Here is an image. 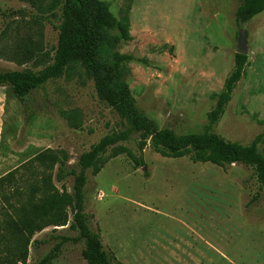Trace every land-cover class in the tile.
Segmentation results:
<instances>
[{"label":"rangeland","instance_id":"1","mask_svg":"<svg viewBox=\"0 0 264 264\" xmlns=\"http://www.w3.org/2000/svg\"><path fill=\"white\" fill-rule=\"evenodd\" d=\"M52 1L0 0V71L37 73L52 63L60 19ZM101 1L116 19L127 11L131 40L119 52L135 58L125 83L136 108L177 135L204 131L244 30L247 63L212 131L241 145L259 138V151L264 148V12L239 25L242 0ZM19 48L33 49V58L15 55ZM29 104L25 113L11 89L0 87V176L14 172L23 193L49 175L55 189L70 193L73 177L57 182L56 166L35 157L63 158L77 171L83 152L125 128L79 68L44 84ZM137 140L134 133L122 145L138 155ZM111 154L101 156L97 175L86 171L83 193L93 229L122 264H264V189L250 167L165 158L149 144L141 153L145 167ZM76 235L45 228L25 264H38L56 236ZM83 247L64 244L52 264H86Z\"/></svg>","mask_w":264,"mask_h":264},{"label":"trees","instance_id":"2","mask_svg":"<svg viewBox=\"0 0 264 264\" xmlns=\"http://www.w3.org/2000/svg\"><path fill=\"white\" fill-rule=\"evenodd\" d=\"M51 9L60 11L52 63L37 73L0 71V87L10 88L27 113L31 109L29 98L36 90L79 68L93 82L99 100L125 122V128L105 135L83 152L77 160V171L67 166L66 159L43 154L35 157L38 162L50 161V168L56 166L57 182L73 177L70 193L55 189L50 175L44 176L40 184L29 186L25 193L20 192L14 172L0 176V264H25L30 244L37 243L34 236L49 226L66 227L77 235L56 236L58 242L38 264H52L64 244L80 242L84 245L81 254L86 264H122L104 248L98 230L91 225L93 215L85 212L86 171L97 175L102 168L101 156L109 149L112 157L126 154L136 167H145L141 153L148 144L165 158L188 157L193 163H210L221 168L244 165L253 170L257 183L264 189V148L259 151V138L249 145H241L212 131L243 75L246 55L235 54L233 69L207 115L204 131L177 135L173 130L159 129L140 113L125 83L129 73L127 64L135 60L134 56L119 52L120 45L131 40L127 11L121 19H116L107 3L101 0H53ZM262 12L264 0H242L235 18L242 25ZM15 53L28 60L33 58L34 50L19 48ZM139 62L148 64L145 58ZM134 133L138 135V155L122 145Z\"/></svg>","mask_w":264,"mask_h":264},{"label":"water","instance_id":"3","mask_svg":"<svg viewBox=\"0 0 264 264\" xmlns=\"http://www.w3.org/2000/svg\"><path fill=\"white\" fill-rule=\"evenodd\" d=\"M246 32L244 30L239 31L238 34V48L236 50V54L246 55Z\"/></svg>","mask_w":264,"mask_h":264}]
</instances>
